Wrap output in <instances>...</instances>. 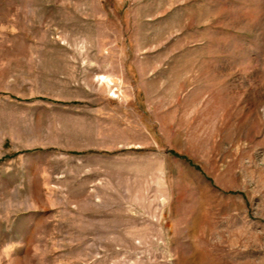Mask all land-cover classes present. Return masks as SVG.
<instances>
[{"label":"rangeland","instance_id":"obj_1","mask_svg":"<svg viewBox=\"0 0 264 264\" xmlns=\"http://www.w3.org/2000/svg\"><path fill=\"white\" fill-rule=\"evenodd\" d=\"M0 264H264V0H0Z\"/></svg>","mask_w":264,"mask_h":264},{"label":"clouds","instance_id":"obj_2","mask_svg":"<svg viewBox=\"0 0 264 264\" xmlns=\"http://www.w3.org/2000/svg\"><path fill=\"white\" fill-rule=\"evenodd\" d=\"M6 247H10V246H6Z\"/></svg>","mask_w":264,"mask_h":264}]
</instances>
